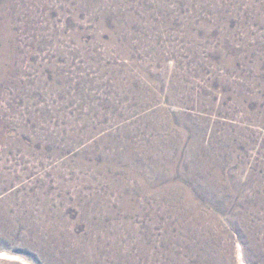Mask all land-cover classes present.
Returning a JSON list of instances; mask_svg holds the SVG:
<instances>
[{"label": "rangeland", "instance_id": "rangeland-1", "mask_svg": "<svg viewBox=\"0 0 264 264\" xmlns=\"http://www.w3.org/2000/svg\"><path fill=\"white\" fill-rule=\"evenodd\" d=\"M0 25V264H264V0Z\"/></svg>", "mask_w": 264, "mask_h": 264}, {"label": "bare ground", "instance_id": "bare-ground-1", "mask_svg": "<svg viewBox=\"0 0 264 264\" xmlns=\"http://www.w3.org/2000/svg\"><path fill=\"white\" fill-rule=\"evenodd\" d=\"M5 4H7V3H5ZM4 19V18H3ZM8 19V18H7ZM3 25V24H2ZM1 26V25H0ZM4 26V25H3ZM2 28V27H1ZM5 28V27H4ZM4 28H2L3 30H4ZM7 30V29H6ZM3 35V34H2ZM5 38V37H4ZM6 49V48H5ZM2 53H3V51H2ZM5 53H6V51H5ZM4 53V54H5ZM1 55V54H0ZM7 55V54H6ZM3 57V56H2ZM9 61V60H8ZM7 61V62H8ZM0 63H2V62H0ZM4 65V64H3ZM3 67V66H2ZM0 258H6V259H12V260H17V257H15V256H11V255H9V254H7V253H0ZM242 262H243V260H241ZM27 264V263H26Z\"/></svg>", "mask_w": 264, "mask_h": 264}]
</instances>
